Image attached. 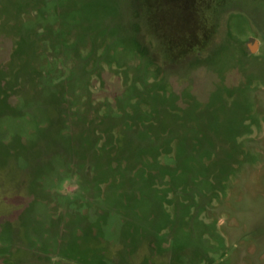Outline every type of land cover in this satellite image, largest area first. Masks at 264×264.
<instances>
[{
    "label": "rangeland",
    "instance_id": "374dc122",
    "mask_svg": "<svg viewBox=\"0 0 264 264\" xmlns=\"http://www.w3.org/2000/svg\"><path fill=\"white\" fill-rule=\"evenodd\" d=\"M0 264H264V0H0Z\"/></svg>",
    "mask_w": 264,
    "mask_h": 264
}]
</instances>
